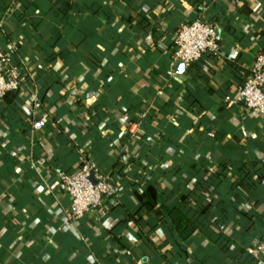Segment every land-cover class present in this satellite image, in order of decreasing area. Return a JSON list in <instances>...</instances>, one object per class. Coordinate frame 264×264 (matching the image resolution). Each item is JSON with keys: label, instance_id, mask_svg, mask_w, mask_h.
I'll use <instances>...</instances> for the list:
<instances>
[{"label": "crops", "instance_id": "1", "mask_svg": "<svg viewBox=\"0 0 264 264\" xmlns=\"http://www.w3.org/2000/svg\"><path fill=\"white\" fill-rule=\"evenodd\" d=\"M65 3L0 0V45L42 103L0 97V264H257L264 115L226 97L264 52V0H71L63 15ZM203 7L221 55L178 71L174 35ZM84 159L119 190L68 220L56 174ZM242 165L247 189L233 186ZM176 206L194 221L186 237L166 214Z\"/></svg>", "mask_w": 264, "mask_h": 264}, {"label": "built area", "instance_id": "2", "mask_svg": "<svg viewBox=\"0 0 264 264\" xmlns=\"http://www.w3.org/2000/svg\"><path fill=\"white\" fill-rule=\"evenodd\" d=\"M205 7L192 20L182 23L176 30L171 49L173 63L183 62L189 65L206 55H221V33L217 24L205 17ZM173 77V70L167 72ZM24 91L36 109L42 103L37 92L27 86L26 73L20 65L13 62L5 48L0 45V97L7 93ZM233 103L242 102L247 110L254 114L264 115V52H258L249 67V73L238 87L234 98L226 97ZM33 128L41 129L44 121L36 119ZM60 190L69 196L70 204L66 212L68 220H78L86 214L99 212L108 199L115 198L118 186L113 177L101 170L94 162L84 159L71 171L57 172ZM257 264H264V237L251 249ZM133 264H146L135 261Z\"/></svg>", "mask_w": 264, "mask_h": 264}, {"label": "trees", "instance_id": "3", "mask_svg": "<svg viewBox=\"0 0 264 264\" xmlns=\"http://www.w3.org/2000/svg\"><path fill=\"white\" fill-rule=\"evenodd\" d=\"M70 7H71V0H66L65 4H63L62 6L58 5L57 8L62 12L63 15H68V14H70V10H71ZM207 19L212 20L210 17L207 18ZM127 20L130 22L131 21V16H128ZM12 60H13L14 63L17 64V61L14 58H12ZM244 78L241 81L240 86L242 85V83L244 81ZM26 83H27V86L29 84L33 83L32 79L27 74H26ZM32 87H34V86H32ZM11 93H13V92H11ZM229 167H230V165L227 162H222L221 164H219L218 170L215 173L219 177L223 178L224 175H225L226 170ZM240 169H241V173L238 176V178L235 180V184H233V186H235V187L241 186L242 188L247 189L249 187V184L245 180H246V177H248V171L246 170V167L243 166V165L241 166ZM206 170L207 169H204L203 171H206ZM63 171L68 172V171H71V170H63ZM206 173H207V171H206ZM204 175H206V174H204ZM203 176L200 178L199 183H198L200 186L199 187L197 186V188H199V189L201 188L202 183L204 182V177ZM263 202H264V200H263ZM155 213H156L158 218H160V219L164 218L162 207L157 208L155 210ZM166 214L168 216V219L171 221V223H172V225L174 227V230L176 232H178L179 234H181V235L186 237V236H188L189 234H191L195 230V225H194L193 219H191V217H189L187 215V213L184 211V209L181 208L180 206H176V207L167 209V213ZM262 237H264V232L263 231H262L261 238Z\"/></svg>", "mask_w": 264, "mask_h": 264}, {"label": "water", "instance_id": "4", "mask_svg": "<svg viewBox=\"0 0 264 264\" xmlns=\"http://www.w3.org/2000/svg\"><path fill=\"white\" fill-rule=\"evenodd\" d=\"M185 67H186V65H185L183 62H178V63L176 64V68H177L178 71H182V70H184Z\"/></svg>", "mask_w": 264, "mask_h": 264}]
</instances>
